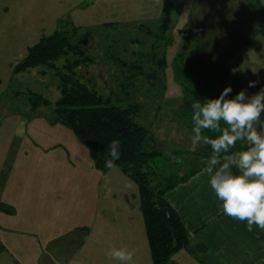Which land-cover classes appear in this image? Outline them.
<instances>
[{
  "label": "rangeland",
  "instance_id": "1",
  "mask_svg": "<svg viewBox=\"0 0 264 264\" xmlns=\"http://www.w3.org/2000/svg\"><path fill=\"white\" fill-rule=\"evenodd\" d=\"M17 1L19 5L27 2L24 13L21 6H17V9L14 6ZM106 1H7L4 6L7 13L0 12V99L4 106L0 107V112L5 114L7 108L15 107L10 93H20L26 102L27 93L30 92L41 95L49 102L50 105L42 109L41 115L44 117V112H51L59 98L56 73L61 72L65 64H75L73 72L78 79L95 88L102 97H110L113 103L131 106L136 123L150 131L152 149L162 153L149 163L154 167L153 186H163L170 178H173L170 179L173 183L199 168V153L205 147L200 144L196 151L191 150V103L218 98L228 86H231L232 92L226 99L233 98L243 90L241 80L247 72V61L242 60L245 66L241 65L240 54L235 53V50L239 51L237 43L241 37L235 36V33L239 35V28L238 31L234 29L241 21L238 12L240 6L243 7V0H232V6L211 0L214 6L209 7L211 16L206 18L211 30L200 35L197 25L204 22H199L196 16V9H200L199 0H174L169 30L164 36L162 32L158 34L160 21L157 16L162 4L156 3V0H146L145 4L136 2L134 6L129 5V0H113L114 3ZM248 1L255 6L257 4V0ZM258 13L255 16L260 18L258 22L262 25L264 13ZM231 15L238 18L235 23ZM257 26V32L264 29L261 26L258 29ZM71 27H77L78 31L73 32ZM55 30H65L72 36L71 42L76 46L74 53L60 58L53 68L39 67L14 74V66L24 58L27 48ZM185 31H190L189 39L183 38ZM256 35L260 36L259 33H253L255 38ZM227 37L232 47H220L221 40L224 42ZM258 46L255 42L251 54L255 56L259 53L262 61L264 47ZM161 58L166 64L163 69L159 65ZM262 67L264 64L254 70V77L260 78L264 74ZM255 89L253 87V91H248L256 93ZM262 118L264 113L261 114ZM221 127H227L223 121ZM52 130H49V142H54L55 153H61V157L64 153L68 155L66 157L70 160V166H62V169L73 174L70 182L77 190H81L77 192V199L83 196V213L76 205H69L71 210L67 211L71 214V223L83 227V239L89 236L83 254L90 264H119L118 261H109L106 256L94 260L91 249L100 252L112 246L121 247L122 243L130 245V237H137V246L142 245L138 243L140 233L138 225L134 227L136 220L133 219L138 215L134 212L141 216L137 187L118 168L106 172L96 170L86 147L78 142L72 132L65 129L63 132L66 131V134L58 130L53 134ZM212 133L216 137L219 135ZM241 143L243 141H238L230 151L235 152ZM28 161L33 165V157ZM71 198L74 203L78 202L74 196ZM142 232L144 234V229ZM49 251H53L52 245ZM142 252L136 258L142 260L143 264V257L140 256ZM76 253L73 249L66 252L62 250L54 254L55 261L43 256V260L24 259L19 260L18 264H76L71 259L82 257V254L76 256ZM0 259L2 264H13L6 254Z\"/></svg>",
  "mask_w": 264,
  "mask_h": 264
},
{
  "label": "crops",
  "instance_id": "2",
  "mask_svg": "<svg viewBox=\"0 0 264 264\" xmlns=\"http://www.w3.org/2000/svg\"><path fill=\"white\" fill-rule=\"evenodd\" d=\"M7 1L0 0V12L3 14L7 13V8L4 7ZM136 2L145 4L146 0H129V5L134 6ZM163 2L164 0L162 5ZM215 2L224 6L233 4L232 0H220V2L216 0ZM15 3L16 9L17 6L18 8L21 6L24 13L23 10L27 9V5H25L27 2L24 5L22 3L19 5L18 1ZM106 3H114V1L107 0ZM199 6V11L198 8L196 9L197 20L204 22L201 24L197 21V30L200 35L211 30L209 24H206V18L211 16L212 10L209 7L214 5L211 0H199ZM242 6L238 12L241 21H238L234 28L236 31L239 28V35L235 33V36L241 37H238L237 43L239 51L235 50V53L240 54L241 65H244L242 64L244 60L247 61L246 66L244 65L247 72L244 73V79L241 82L244 86L243 90H246L247 95L251 96L255 93L248 91H253V87H248L249 81H257L255 86L257 92L264 88V74L260 78L253 76L254 70L264 64L262 62L264 59L261 61L259 53L255 56L251 54L255 42L259 44L258 47H264V29L261 32H257L258 30L255 29L257 23L258 29L260 26L264 27V17H261V25L258 22L260 18L255 16V14L259 15L258 12L260 15L264 13V7H262L264 0H257L256 6L248 0H243ZM30 9L34 10V8H28V10ZM161 11L162 7L158 12L159 16H157L159 21L163 18ZM33 17L28 16L27 18ZM231 17H233L234 23L238 19L235 15H231ZM206 26L208 27L206 28ZM186 32H189V35L186 34L189 39L191 33L190 31ZM253 33H259L260 36L256 35L255 38ZM202 36L206 37L204 34ZM228 37L230 36L228 35ZM228 37L224 38V42L221 40L220 47H232L228 42L230 40ZM201 50L203 51V47ZM9 95L12 97L15 107L7 108L5 106L7 108L5 114L0 112V257L6 254L11 258L13 264H18L19 260L24 259L43 260V256L45 259L55 261L54 254L60 253L62 250L66 252L73 249L77 251L76 256L82 254V257H75V259H71L72 262L75 260L76 264H90L83 254V251H86L89 236L83 239V227L71 223L69 220L71 214L67 212L71 210L69 205H76L77 209L83 213V196L80 195L81 199H77V192H81V190H77L71 184L73 174L66 173V170L62 169V166H70V160L66 157L68 155L64 153L61 157V153H55L54 142L53 144L49 142L50 128L53 129V134L57 130L66 134V131L63 132L65 128L53 122L52 111H45L44 117L41 115L42 109L44 110L46 106L33 109L29 100L24 102L23 96L18 92ZM2 101L0 99V107H4ZM20 118L29 122L22 138L14 134ZM242 150H246L245 142L239 145L237 151ZM210 154V152L199 153V168L193 169L195 172L185 182L166 191L163 195L164 200L178 214L185 228L189 245L188 249L177 251L168 264H264V230L254 226L253 231L249 232L246 228V221L235 220L222 212V201L217 198L210 186V176L202 171L208 166ZM32 157L33 165H30L31 162L28 160ZM232 171L238 174L235 168ZM71 196H74L78 202L74 203ZM134 214H138L135 215L136 218L133 217L136 220L134 227L138 225V233H140L138 236L140 242L138 240V243L142 245L137 246V237H130L132 240L129 242L130 245L122 243L121 247H127L133 251L132 264H142V260L136 258L142 251L140 256L143 257V264H152L146 234L145 231L144 234L142 232L144 229L142 216L138 212H134ZM39 229L41 230L36 232ZM58 229L60 230L57 234ZM143 237L144 243H142ZM50 245L53 246V251H49ZM117 246L119 245L117 244ZM91 250L95 256L94 260L103 259L105 256L104 250L100 252L93 248ZM79 260H83V262L80 263ZM0 264H2V260Z\"/></svg>",
  "mask_w": 264,
  "mask_h": 264
},
{
  "label": "trees",
  "instance_id": "3",
  "mask_svg": "<svg viewBox=\"0 0 264 264\" xmlns=\"http://www.w3.org/2000/svg\"><path fill=\"white\" fill-rule=\"evenodd\" d=\"M172 8L173 0H164L158 34L162 32L164 36L167 33ZM71 29L73 32L78 31L77 27ZM186 34L189 35V32L182 34L184 39L188 38ZM71 38L65 30H55L41 37L27 48L26 55L14 66L13 72L19 74L39 67L53 68L60 58L74 53L76 46L72 44ZM159 65H162V69L165 67L164 58L160 59ZM75 66L65 64L62 71L56 73L59 98L52 107L53 122L72 132L78 142L86 147L95 169L102 172L109 170L104 165L109 143L113 139L121 141V158L116 162V168L137 187L151 263L168 264L177 251L188 249L189 245L178 214L163 195L185 182L195 171H190L173 183L170 181L173 178H170L165 185L155 188L152 182L154 167L149 163L162 153L152 149L150 131L136 123L131 106L113 103L110 97H102L95 88L78 79L73 72ZM27 96L33 109L50 105L41 95L29 92ZM203 132L209 138H216L210 130ZM205 148L212 152L210 145H205ZM236 149L239 150V146ZM129 162L134 167L129 168Z\"/></svg>",
  "mask_w": 264,
  "mask_h": 264
},
{
  "label": "clouds",
  "instance_id": "4",
  "mask_svg": "<svg viewBox=\"0 0 264 264\" xmlns=\"http://www.w3.org/2000/svg\"><path fill=\"white\" fill-rule=\"evenodd\" d=\"M162 4V0H156ZM257 81H249L248 87H255ZM232 92L225 87L218 98L191 103L193 135L190 137L191 150L200 144L210 145L212 152L208 166L203 169L210 176V186L222 201V212L239 221H246L247 231L254 226L264 230V88L251 96L241 90L233 98L226 99ZM221 121L227 127H221ZM29 122L20 118L14 134L25 135ZM204 130L219 133L216 138L203 134ZM238 141L246 144V150L231 152ZM121 141L113 139L104 159L109 170L117 167L121 158ZM129 168L134 165L129 162ZM235 168L237 173L232 169ZM109 261L132 264L134 253L127 247L105 249Z\"/></svg>",
  "mask_w": 264,
  "mask_h": 264
},
{
  "label": "flooded vegetation",
  "instance_id": "5",
  "mask_svg": "<svg viewBox=\"0 0 264 264\" xmlns=\"http://www.w3.org/2000/svg\"><path fill=\"white\" fill-rule=\"evenodd\" d=\"M203 150H204V151H203V152H201L202 154H205V153H208V152H209V151H208V152H206V151H207V150H206V148H204ZM210 153H211V152H210Z\"/></svg>",
  "mask_w": 264,
  "mask_h": 264
}]
</instances>
